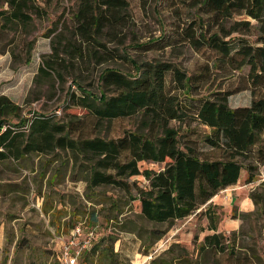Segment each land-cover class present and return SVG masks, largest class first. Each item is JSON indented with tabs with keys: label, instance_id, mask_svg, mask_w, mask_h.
Returning a JSON list of instances; mask_svg holds the SVG:
<instances>
[{
	"label": "rangeland",
	"instance_id": "rangeland-1",
	"mask_svg": "<svg viewBox=\"0 0 264 264\" xmlns=\"http://www.w3.org/2000/svg\"><path fill=\"white\" fill-rule=\"evenodd\" d=\"M46 1L49 3L46 16L29 24L26 33L0 27V98L10 106L0 114V119L8 124H16L21 118L30 121L33 114H46L50 123L59 125L78 123L83 111L66 106L64 97L68 91L76 93L78 85L97 93L102 69L132 73L137 65L156 63L178 68L183 77L191 76L188 83L194 87L189 92H194L191 95L200 97L209 92L228 91L229 107L249 105V91L240 90L246 86V66L224 73L222 68L214 69L213 59L207 58L206 52H194L177 41L162 51L139 48L162 31L171 33L172 29H184L191 22L195 25L199 17L204 20L194 12L196 0H121V6L112 11L109 23L101 24L95 35L90 30L98 44L84 42L72 30V13L76 7L73 0ZM235 21H244L248 28L230 33L224 40L239 37L246 44L260 45L258 40L264 33V23L261 27L242 15L231 16L220 27H210L211 32L220 36L228 33ZM204 65L207 71H202ZM39 66L45 73L37 72ZM172 80L169 75L165 76L167 92L183 102L186 99L183 82L178 85ZM140 121L143 118L137 115L130 120L100 123L95 133L113 138L125 130H142L145 126ZM170 125L178 127L175 122ZM188 126L194 131L191 139H199L206 132L196 121H190ZM91 164L58 149L27 153L0 162V264H54L53 251L60 249L72 227L85 225L94 227V245L99 244V250L110 244L106 239L113 240L110 246L117 255L114 264H150L151 259H168L170 256L164 253L172 243L185 249L184 253L177 251L182 255L174 264L179 261L180 264H264V182H260L264 165L256 172L253 186L244 183L245 172L241 171L235 185L219 191L208 201L218 216L215 233L234 238L230 261L226 263L225 251L223 254L197 252L203 236L213 233L206 230V218L197 214L203 207L173 222L164 236L146 247L152 240L147 231L164 226L139 219V204L130 196L134 194L109 186L89 187ZM137 167L140 172L145 168L159 171L162 164L139 162ZM122 180L145 186L139 175ZM89 212L96 215L93 223H89ZM101 239L103 242L99 243ZM144 248H147L146 255L142 254ZM80 264L110 263L97 254Z\"/></svg>",
	"mask_w": 264,
	"mask_h": 264
},
{
	"label": "trees",
	"instance_id": "trees-1",
	"mask_svg": "<svg viewBox=\"0 0 264 264\" xmlns=\"http://www.w3.org/2000/svg\"><path fill=\"white\" fill-rule=\"evenodd\" d=\"M121 3V0H73L76 7L72 13V30L84 42L96 43L92 36L99 31L101 24L110 22L112 11ZM48 4L46 0H0V27L26 33L29 24L46 16ZM195 6V14L204 17V20L197 18L196 28H191L195 26L191 22L184 29H172L171 33L162 31L157 38L148 40L139 48L162 51L173 47L177 41L194 52H206L207 58L213 59L214 69L222 68L224 73L246 66V86L240 90L249 91L248 106L229 107L226 101L228 91L209 92L200 97L191 95L194 94L189 93L194 88L188 84L191 76L183 77V72L174 66L137 65L132 73L105 68L98 76L100 87L97 93L77 85L76 93L70 90L64 97L66 106L83 111L78 123H50L46 114H33L30 121L21 118L11 125L0 119V162L54 149L66 150L74 158L91 161L87 178L89 187L109 186L134 194L130 196L139 204V219L164 226L163 229L150 228L147 231L152 240L146 247L164 236L173 222L185 219L203 207L197 214L206 218V230L213 233L203 236L197 252L223 254L225 251V262L228 263L234 238L215 233L218 216L208 201L219 191L235 185L241 171L245 172L244 183H252L259 167L264 165V33L258 40L260 45H250L239 37L223 39L230 33L245 31L248 26L244 21H235L230 31L221 35L223 37L211 32L210 27H220L233 15L245 16L262 27L264 0H196ZM28 55L29 52L26 63ZM207 68L204 65L202 71ZM37 72L45 73V69L39 66ZM166 75L173 79V83L182 85L183 82L186 89L183 102L167 92ZM197 77L200 76L193 78ZM9 108L8 101L0 98V114ZM137 115L143 118L140 124L145 128L142 130H125L113 138L95 133L100 123L130 120ZM190 121H196L206 129L201 138H190L194 133L188 126ZM170 122H175L178 127ZM139 162L161 163L162 168L159 171L145 168L140 172ZM138 175L145 181L144 187L134 181L126 183L122 180ZM231 217L235 218V215ZM95 219L96 215L89 212V223ZM80 229L83 235L91 231L93 238L80 253L77 264L97 254L114 264L117 255L112 253L110 246L113 240L106 239L110 244L106 243L99 250V244L94 245V227L85 225ZM146 249L143 255H146ZM177 251L184 253L185 249L172 243L164 253L170 258L151 259L150 264H174L182 255ZM53 253L54 264H59V250Z\"/></svg>",
	"mask_w": 264,
	"mask_h": 264
},
{
	"label": "built area",
	"instance_id": "built-area-1",
	"mask_svg": "<svg viewBox=\"0 0 264 264\" xmlns=\"http://www.w3.org/2000/svg\"><path fill=\"white\" fill-rule=\"evenodd\" d=\"M262 181L264 174L260 178V182ZM248 186L251 187L253 184L250 183ZM92 238L91 231L83 235L80 227H74L59 249V264H77L80 253L89 246Z\"/></svg>",
	"mask_w": 264,
	"mask_h": 264
}]
</instances>
